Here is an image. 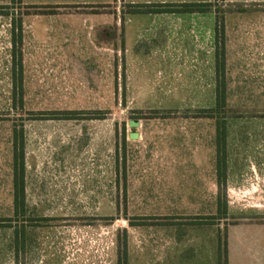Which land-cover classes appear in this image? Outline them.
<instances>
[{
  "label": "rangeland",
  "instance_id": "1",
  "mask_svg": "<svg viewBox=\"0 0 264 264\" xmlns=\"http://www.w3.org/2000/svg\"><path fill=\"white\" fill-rule=\"evenodd\" d=\"M183 2L212 6L150 12ZM7 4L0 264H170L176 238L186 236L207 237L211 264H225L228 226L264 221V0H0ZM20 20L24 105L13 107ZM219 20L227 86L220 183L216 119L204 112L216 104ZM22 120L26 224L12 183Z\"/></svg>",
  "mask_w": 264,
  "mask_h": 264
},
{
  "label": "trees",
  "instance_id": "2",
  "mask_svg": "<svg viewBox=\"0 0 264 264\" xmlns=\"http://www.w3.org/2000/svg\"><path fill=\"white\" fill-rule=\"evenodd\" d=\"M211 2H183L175 4H157L151 6L150 12L162 13V12H187L205 13L211 10ZM153 7V8H152ZM174 7V8H173ZM11 7L7 5H0V15L8 14L6 11ZM217 39H216V72L218 75L217 88H216V104L215 107L204 110L208 117L216 119V144H217V175L219 183L222 182L223 175L222 164H225L226 153L225 145L227 143V120L225 116V108L227 106L226 95V80L224 77L225 71V41L223 39L225 35V23L224 21H218L216 27ZM219 35V36H218ZM23 24L20 20L19 24H13L12 26V39H11V56H12V104L16 107L17 104L24 105V65H23ZM71 113V111H67ZM126 146V141L124 139ZM26 131L25 125L22 120L20 127L15 126L13 129L12 137V183H13V208L16 217L26 224L32 219L28 215V205L26 196ZM225 180V179H224ZM225 203V202H224ZM225 212H227V202L224 204ZM218 212L221 213L220 204L218 206ZM224 212V213H225ZM226 214V213H225ZM16 218V219H17ZM222 218V216H218ZM227 248V247H226ZM227 261V249L226 260Z\"/></svg>",
  "mask_w": 264,
  "mask_h": 264
},
{
  "label": "crops",
  "instance_id": "3",
  "mask_svg": "<svg viewBox=\"0 0 264 264\" xmlns=\"http://www.w3.org/2000/svg\"><path fill=\"white\" fill-rule=\"evenodd\" d=\"M178 238L174 251L176 262L173 253L170 264H211L207 237ZM185 245L187 250L191 249L187 256L180 254ZM227 261L228 264H264V221L242 220L228 226Z\"/></svg>",
  "mask_w": 264,
  "mask_h": 264
},
{
  "label": "water",
  "instance_id": "4",
  "mask_svg": "<svg viewBox=\"0 0 264 264\" xmlns=\"http://www.w3.org/2000/svg\"><path fill=\"white\" fill-rule=\"evenodd\" d=\"M138 123H136V125H137Z\"/></svg>",
  "mask_w": 264,
  "mask_h": 264
}]
</instances>
